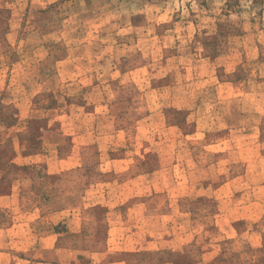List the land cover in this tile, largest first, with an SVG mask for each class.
Here are the masks:
<instances>
[{"label":"rangeland","instance_id":"obj_1","mask_svg":"<svg viewBox=\"0 0 264 264\" xmlns=\"http://www.w3.org/2000/svg\"><path fill=\"white\" fill-rule=\"evenodd\" d=\"M0 264H264V0H0Z\"/></svg>","mask_w":264,"mask_h":264}]
</instances>
